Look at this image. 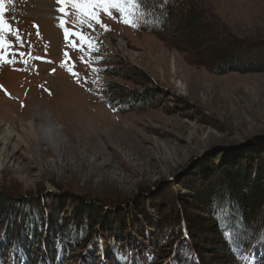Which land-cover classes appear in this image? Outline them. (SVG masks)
I'll return each mask as SVG.
<instances>
[{"label":"rangeland","instance_id":"374dc122","mask_svg":"<svg viewBox=\"0 0 264 264\" xmlns=\"http://www.w3.org/2000/svg\"><path fill=\"white\" fill-rule=\"evenodd\" d=\"M191 1L238 40H247L234 46L233 62L241 63L240 68L214 73L189 65L179 47H168L159 34L139 32L126 22L131 12L125 0L103 5L98 0H64L63 4L50 0L52 7L43 6L46 0H4L0 187L26 194L69 191L91 198L100 208L103 204L114 211L111 214L121 206L125 212L120 214V227L108 211L102 213L106 215L102 222H115L114 230L125 228L137 235L143 226L133 223L138 211L133 208L139 206L146 214L154 210L160 219L176 205L178 212L185 208L192 215L201 214V207L194 213L197 201L191 205L194 188L215 185L219 168L240 167L244 178L255 161H264V0ZM181 14L175 15L180 22L175 30L169 28L178 46L189 35L196 41L219 42L215 20L208 28H217L204 33L191 17L195 12ZM75 33L91 37L92 43L82 42ZM253 38L257 41L250 42ZM251 43L254 47L248 56L240 57L242 44ZM115 62L126 64L134 76H143L142 85L135 87L128 81L132 72L120 67L114 71L126 79L119 75L109 79L105 67ZM251 64L255 67L246 70ZM107 80L124 89L150 92L152 106L134 113L109 109L101 95ZM7 130L14 136L4 142ZM168 229L154 233L157 240L146 263L139 258L145 264H192L196 255L188 243L180 244L174 230ZM118 242L121 249L130 247ZM257 248L261 245L251 251ZM159 255L166 258L161 260ZM202 255L216 260L218 254ZM243 259L249 261L250 255Z\"/></svg>","mask_w":264,"mask_h":264},{"label":"trees","instance_id":"16d2710c","mask_svg":"<svg viewBox=\"0 0 264 264\" xmlns=\"http://www.w3.org/2000/svg\"><path fill=\"white\" fill-rule=\"evenodd\" d=\"M134 3L135 7H133ZM124 4L126 10L131 12L128 15L135 30L159 34L168 47H179L183 60L189 65L214 73H224L241 67V63L233 62V55L236 56L237 53L234 46L240 47V43L243 41L246 43L247 40H238L239 38L229 33L225 26L223 27L224 24H220L211 13L191 0H125ZM178 11H181V15L195 12L197 16L193 14L191 17L201 25L204 33L217 28L216 25L208 28L209 24H212L210 21L215 20L220 30L219 42L216 40V43L209 42L204 39L196 41L189 35L178 46L176 34L170 33L169 29L171 28L172 32L174 26L180 24L175 20ZM253 39L250 42L257 41ZM220 41L231 46L224 45L223 49ZM243 44L244 51L238 52L242 55L240 57L244 55L247 57L254 44H248V47ZM211 60L213 61L208 63ZM252 64L246 70L254 68ZM118 67L121 71L129 72L128 74L132 72L128 81L135 87L142 85L140 78L144 79L143 76H134L137 74L132 70L127 71L126 64L116 65L115 62L107 65L104 70L105 75L109 79L118 75L125 78L114 71L119 69ZM150 94L145 90L124 89V86H118L111 80H107L101 88L102 100L109 109L117 113H134L151 107L153 100ZM239 169L241 168H219L215 185L206 190L202 185L194 188L190 202L194 206L197 201L198 208L197 212L194 209V213H198L201 207L202 215H192L185 208L178 212L180 207L176 205L168 214L161 216V221L154 210L146 214L139 206L133 208L138 210L133 223L136 226H143L142 234L133 231L137 235L127 232L125 228L121 230L117 228L120 227L119 224H123L120 214L125 210H122L121 206H116L114 208L116 214H111L114 211L105 208L103 204L100 208V204L93 202L91 198H84L69 191L60 190L57 195L50 191L26 194L9 187H0V264H145L150 249L157 240V234L154 233L162 231V228H170L168 230L172 232L174 230L180 244L188 243L187 245L196 255L191 260L192 264H242L240 256L257 244H260L261 248L254 249L253 252L257 260L262 261L264 260V161H255L244 178ZM70 205L71 210L68 211ZM107 211L111 217L116 218L118 225L116 230L113 229L115 222L114 224L111 221L102 222V219H106V215L102 213ZM120 232L125 234L121 236ZM201 233L207 237V240ZM136 237L138 241L135 242ZM100 240L108 241L107 246L100 244ZM119 240L130 244V247L119 248L122 245ZM206 249L212 250L204 252L203 250ZM204 253L218 255L214 256L216 260L205 259L202 255ZM165 256H162L161 260L166 258Z\"/></svg>","mask_w":264,"mask_h":264},{"label":"snow or ice","instance_id":"6c2138e0","mask_svg":"<svg viewBox=\"0 0 264 264\" xmlns=\"http://www.w3.org/2000/svg\"><path fill=\"white\" fill-rule=\"evenodd\" d=\"M70 2L72 3H76V0H70ZM99 3H101L102 5L103 4H106L109 2V0H98ZM3 3H4V0H0V16H2L3 14ZM57 3L58 4H63L64 3V0H57ZM135 3L133 4V7H135ZM106 10V9H105ZM61 12H64L65 9L62 7L60 9ZM93 12H94V9H93ZM89 15H91V18L96 20L97 23H100L99 19L92 13H88ZM126 22H129V21H126ZM62 26H63V21H62ZM91 26V25H89ZM105 29H107V26L106 25H102ZM76 35H78L81 39L82 42H85V43H88V44H91L92 43V38L91 37H87L85 36L83 33H75ZM69 37V33L67 31V29L65 30V39H68ZM73 75H77L75 72H73Z\"/></svg>","mask_w":264,"mask_h":264},{"label":"bare ground","instance_id":"6f19581e","mask_svg":"<svg viewBox=\"0 0 264 264\" xmlns=\"http://www.w3.org/2000/svg\"><path fill=\"white\" fill-rule=\"evenodd\" d=\"M43 6L52 7L53 4L50 2V0H46L45 5H43ZM13 136H14V134L11 132V130H7V137L4 139V142L9 141L11 138H13Z\"/></svg>","mask_w":264,"mask_h":264}]
</instances>
